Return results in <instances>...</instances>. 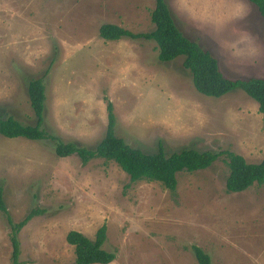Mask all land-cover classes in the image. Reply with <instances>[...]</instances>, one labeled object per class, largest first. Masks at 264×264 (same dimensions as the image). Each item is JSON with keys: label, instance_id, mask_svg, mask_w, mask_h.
I'll list each match as a JSON object with an SVG mask.
<instances>
[{"label": "rangeland", "instance_id": "374dc122", "mask_svg": "<svg viewBox=\"0 0 264 264\" xmlns=\"http://www.w3.org/2000/svg\"><path fill=\"white\" fill-rule=\"evenodd\" d=\"M179 30L217 59L232 80H264V21L247 0H166ZM154 0H0V119L34 125L28 83L45 86L43 129L63 143L94 149L105 137L107 104L116 135L147 154L194 149L264 160V119L241 90L198 93L183 57L158 59L144 39L106 41L112 24L134 34L154 29ZM225 157L178 175L175 192L132 183L104 159L58 157L52 140L0 135V188L10 218L44 211L18 236L21 264H74L67 234L91 240L107 228L111 264H264V184L229 193ZM12 229L0 213V264H11Z\"/></svg>", "mask_w": 264, "mask_h": 264}, {"label": "trees", "instance_id": "16d2710c", "mask_svg": "<svg viewBox=\"0 0 264 264\" xmlns=\"http://www.w3.org/2000/svg\"><path fill=\"white\" fill-rule=\"evenodd\" d=\"M254 5L264 21V0H247ZM154 29L148 33L134 34L124 28L105 24L100 28V37L106 41L123 39H144L157 45L158 59L167 63L183 57V67L193 81L196 91L204 96L220 98L232 91L241 90L257 102L259 113L264 119V80L250 78L232 80L220 71L217 59L197 42L187 38L177 27L170 6L166 0H154L151 13ZM30 106L34 113L35 124L25 125L13 117L0 119V135L9 139L23 138L30 141L52 140L58 157L66 158L77 155L86 165L94 159H104L116 163L125 172L132 183L158 182L171 192L178 186V175L183 172L195 173L207 170L225 157L229 168L226 189L229 193H240L255 184H264V160L259 164H250L242 156L233 152H200L184 149L180 152L166 154L162 144L156 153L147 154L132 148L115 132L116 118L111 102L107 101L108 125L105 137L94 149H88L75 143H63L43 129L45 112V86L42 79H33L27 87ZM0 213L7 217L12 229L11 243L13 252L11 264H21L20 231L36 216L44 211H32L18 223L10 218L0 188ZM107 228L102 226L91 240L79 231L67 234L66 241L74 248V264H111L116 253L103 249L107 240ZM198 264H212L210 256L201 248H192Z\"/></svg>", "mask_w": 264, "mask_h": 264}]
</instances>
